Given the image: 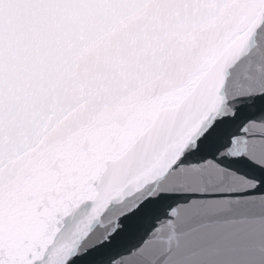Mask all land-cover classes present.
Wrapping results in <instances>:
<instances>
[{
  "label": "snow or ice",
  "instance_id": "6c2138e0",
  "mask_svg": "<svg viewBox=\"0 0 264 264\" xmlns=\"http://www.w3.org/2000/svg\"><path fill=\"white\" fill-rule=\"evenodd\" d=\"M261 26L264 0H0V264H264Z\"/></svg>",
  "mask_w": 264,
  "mask_h": 264
},
{
  "label": "water",
  "instance_id": "95a60500",
  "mask_svg": "<svg viewBox=\"0 0 264 264\" xmlns=\"http://www.w3.org/2000/svg\"><path fill=\"white\" fill-rule=\"evenodd\" d=\"M264 30V26H261V29L257 31L260 32ZM147 237V233L144 236L131 241L129 249L131 247L139 246V243L143 241ZM211 264H258L259 261V253L257 251H250L246 249H237L226 251L218 256H214L209 258Z\"/></svg>",
  "mask_w": 264,
  "mask_h": 264
}]
</instances>
